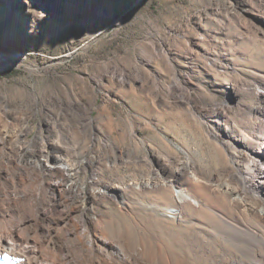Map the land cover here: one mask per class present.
I'll use <instances>...</instances> for the list:
<instances>
[{
    "label": "rangeland",
    "instance_id": "obj_1",
    "mask_svg": "<svg viewBox=\"0 0 264 264\" xmlns=\"http://www.w3.org/2000/svg\"><path fill=\"white\" fill-rule=\"evenodd\" d=\"M263 141L264 0H0V194H41L17 206L42 205L57 231L65 207L93 208L99 239L188 264L239 255L233 223L260 218L225 196L227 173ZM179 187L202 204L178 222Z\"/></svg>",
    "mask_w": 264,
    "mask_h": 264
},
{
    "label": "bare ground",
    "instance_id": "obj_2",
    "mask_svg": "<svg viewBox=\"0 0 264 264\" xmlns=\"http://www.w3.org/2000/svg\"><path fill=\"white\" fill-rule=\"evenodd\" d=\"M238 155L239 157L232 158V168L227 173L229 179L237 186L225 187V196L232 201L237 210L257 213L260 223L256 227L245 226L239 221L233 223L235 239L238 244L245 245L241 250L239 249L240 256L233 251L215 254L206 248L200 249V254L206 255V259L213 258L215 264H264V151L254 152L242 142L238 145ZM250 155L251 159L256 160L253 161L258 175L255 181H251V177L246 176L240 166L241 159L247 160ZM59 162L60 159L57 158V163ZM155 165L160 170H166V165L160 160L155 162ZM64 169L69 171L71 167L65 166ZM172 177L169 185L164 184L165 187L173 189L184 176L182 171L175 170ZM72 194L84 196L82 192ZM249 195H251L249 199L253 200L252 204L246 202ZM173 197L178 206L173 218L178 222L186 216V206L200 207L202 204L184 187L174 190ZM0 198L5 203V207L0 210V218L6 222V228L13 237L6 239L4 233L6 228L0 230V264H9L8 257L13 259L12 264H188L183 257L180 258L181 261L160 258L157 251L147 249L142 244H132L127 235L121 231L114 233L112 230L114 236H110L111 238L100 234L102 239H99L95 236L98 231L94 226L100 224L102 218L94 215L93 208L86 211L89 217L85 211H81L80 216L75 218L72 216L71 208L65 207V217L57 231L51 224L52 218H48L43 212L42 205L38 204L34 209L17 206V203L30 205L31 201L34 203L41 201V194L4 192L0 194ZM256 203L259 210H256ZM41 214L46 222L42 223L43 225L40 222ZM54 231L58 232L57 234L62 232L63 237L58 236L45 250L48 240L55 234Z\"/></svg>",
    "mask_w": 264,
    "mask_h": 264
}]
</instances>
